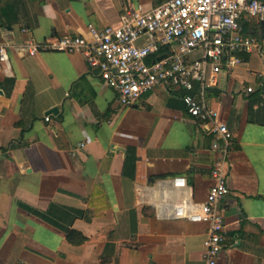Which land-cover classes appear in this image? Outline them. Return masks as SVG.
I'll list each match as a JSON object with an SVG mask.
<instances>
[{
  "label": "crops",
  "instance_id": "1",
  "mask_svg": "<svg viewBox=\"0 0 264 264\" xmlns=\"http://www.w3.org/2000/svg\"><path fill=\"white\" fill-rule=\"evenodd\" d=\"M162 1L0 0V42L88 36L89 23L118 26L129 2ZM255 23L243 21L242 32L264 38ZM8 58V67L0 61V264H200L208 223L171 212L176 202L204 201L213 183L211 125L165 85L121 105L80 53L10 48ZM241 58L204 91L234 137L218 263L264 264V53ZM179 176L180 189L170 182ZM70 230L87 240L70 242Z\"/></svg>",
  "mask_w": 264,
  "mask_h": 264
},
{
  "label": "built area",
  "instance_id": "2",
  "mask_svg": "<svg viewBox=\"0 0 264 264\" xmlns=\"http://www.w3.org/2000/svg\"><path fill=\"white\" fill-rule=\"evenodd\" d=\"M251 19L264 22V1L164 0L150 8L129 2L118 26L97 28L89 23L88 36L73 33L50 35L41 41L0 42V61L9 66L10 48L24 55L80 53L90 67L97 68L121 105L133 106L157 85H165L180 98L190 117L211 125L216 137L212 148L218 153L211 169L213 183L204 201L176 202L171 216L208 223L200 264H219L225 239L224 197L229 192L228 156L234 137L218 112L206 104L204 91L215 84L219 72L239 65L241 54L264 49V38L242 32V22ZM161 55L165 56L158 59ZM259 78L264 93V74ZM170 182L178 189L187 185L183 176Z\"/></svg>",
  "mask_w": 264,
  "mask_h": 264
},
{
  "label": "trees",
  "instance_id": "3",
  "mask_svg": "<svg viewBox=\"0 0 264 264\" xmlns=\"http://www.w3.org/2000/svg\"><path fill=\"white\" fill-rule=\"evenodd\" d=\"M242 55V54H241ZM244 55V54H243ZM128 161V158H127ZM67 239L72 243H82L87 240L86 237L76 232L75 230H70L67 234Z\"/></svg>",
  "mask_w": 264,
  "mask_h": 264
},
{
  "label": "water",
  "instance_id": "4",
  "mask_svg": "<svg viewBox=\"0 0 264 264\" xmlns=\"http://www.w3.org/2000/svg\"><path fill=\"white\" fill-rule=\"evenodd\" d=\"M262 25L264 26V22L262 23ZM263 37V35H262V33H260V38H262ZM165 55H161V56H159L158 57V59H161V58H163ZM57 111V107H52L50 110H49V112H56Z\"/></svg>",
  "mask_w": 264,
  "mask_h": 264
},
{
  "label": "rangeland",
  "instance_id": "5",
  "mask_svg": "<svg viewBox=\"0 0 264 264\" xmlns=\"http://www.w3.org/2000/svg\"><path fill=\"white\" fill-rule=\"evenodd\" d=\"M250 21V24L251 25H253L254 27H256L257 28V24L255 23V20L254 19H251V20H249ZM263 51V53H264V49L262 50Z\"/></svg>",
  "mask_w": 264,
  "mask_h": 264
}]
</instances>
